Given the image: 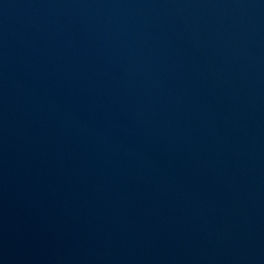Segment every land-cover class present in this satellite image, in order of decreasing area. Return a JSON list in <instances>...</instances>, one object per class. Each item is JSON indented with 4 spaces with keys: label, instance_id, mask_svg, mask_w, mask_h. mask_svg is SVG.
Segmentation results:
<instances>
[{
    "label": "water",
    "instance_id": "95a60500",
    "mask_svg": "<svg viewBox=\"0 0 264 264\" xmlns=\"http://www.w3.org/2000/svg\"><path fill=\"white\" fill-rule=\"evenodd\" d=\"M0 264H264V0H0Z\"/></svg>",
    "mask_w": 264,
    "mask_h": 264
}]
</instances>
